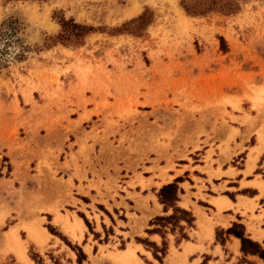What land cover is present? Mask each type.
Listing matches in <instances>:
<instances>
[{
	"label": "rangeland",
	"instance_id": "374dc122",
	"mask_svg": "<svg viewBox=\"0 0 264 264\" xmlns=\"http://www.w3.org/2000/svg\"><path fill=\"white\" fill-rule=\"evenodd\" d=\"M182 2L0 0L1 32L16 22L10 46L4 48L0 37V52H7L0 60V264H77L68 244L86 255L82 264H113L132 247L117 227L98 220L93 225L88 213L78 211L90 227L83 240L76 227V238L71 237L81 241L74 243L47 212L76 211L73 197L98 199L97 209L116 225L110 199L128 195L136 184L144 187L142 177L164 182L177 173L174 181L183 179L195 173L192 166L210 160L215 144L228 150L244 130L252 134L249 146L264 132V0L241 1L233 14L196 16L188 15ZM61 20L92 30L69 25L78 36L57 41ZM241 158L244 154L232 164L239 166L235 161ZM85 174L97 189L92 196L80 195ZM156 188L146 192L157 197ZM113 213L126 221L120 210ZM47 226L60 242L39 253L47 242L41 228L49 232ZM32 228L42 235L38 241L29 236ZM14 229L17 239L8 237ZM178 239V231H167L161 263L155 249L142 243L154 258L146 264L243 259L230 253L226 238L220 255L193 254L194 248ZM188 241L194 242L190 236ZM18 245L28 261L19 258Z\"/></svg>",
	"mask_w": 264,
	"mask_h": 264
},
{
	"label": "crops",
	"instance_id": "0c3cea01",
	"mask_svg": "<svg viewBox=\"0 0 264 264\" xmlns=\"http://www.w3.org/2000/svg\"><path fill=\"white\" fill-rule=\"evenodd\" d=\"M240 134V136L234 135L233 139L229 141L228 150L221 152L216 149L218 145L215 144V148H213L214 155H211L210 160L202 159L200 164L192 166L195 173L188 174L177 183L182 190L177 205L191 212L195 218L194 226L186 229L192 231L187 232V235L194 242L184 240V243H188L194 248L193 254H203L209 250L215 255H220L222 246L216 245L215 229L225 231L234 223L242 225L245 229V235L261 244L264 249V132L260 136L255 135L254 144L249 146H247V143L250 141L252 134L247 135L244 130H241ZM242 154H244V158H241L242 162L235 161V164L239 166L232 164L234 158H238ZM202 157L205 158V155ZM85 176L88 181L82 182L83 192L80 195L83 197L88 196V194L92 196V194H95L94 192H97V189L94 184H91L89 175L85 174ZM169 176L170 179L164 182L156 181L155 176L151 180L150 177H142L145 180L144 187L141 184H136L133 189L126 190L128 195H119L121 198L114 197L110 199L114 200L112 204H109L112 207L111 213L116 225L112 223V220L106 214L97 209L96 204L100 203L98 199L83 201L77 197H73L70 203L77 208L76 211L47 212L51 215L50 222L52 225L57 226L60 232L71 237L72 235L68 230L70 226H67L66 219L69 223L76 220L77 223L74 225L78 224L79 227H77L80 230L82 229L81 240H83L86 239L88 229L77 212L84 211L88 213L90 222L93 225H96L98 220L107 226L112 224V226L119 229L118 233L125 234L126 245L131 244L132 247L136 248L135 250L131 247L142 263L146 264V261H154L151 251L146 249L136 238L145 237L156 246L162 244V237L158 233L148 234L146 232V230L153 228L149 226L150 220L164 215L163 207L158 202L155 193L146 191L155 187L158 190L164 185L173 183L175 178L180 177V174L173 173ZM106 209L108 208L106 207ZM113 209L120 210L126 221L119 220L113 213ZM99 228L101 229V224ZM120 228L123 230H120ZM41 229L44 230L47 242L42 251L38 249L39 253H43L47 247L52 246L51 244L55 240L60 242V239L50 234L47 229ZM75 232L76 229L73 238H76ZM77 236H79L78 233ZM224 237H226V245L231 249L230 253L242 255L239 239L232 235H224ZM73 238L71 237L74 243L81 241ZM86 246L91 248L90 245L85 244L83 248L85 249ZM84 251L87 253L86 250ZM139 254L144 259L140 258ZM190 255L192 253L187 257ZM248 257L257 258L254 256Z\"/></svg>",
	"mask_w": 264,
	"mask_h": 264
},
{
	"label": "trees",
	"instance_id": "16d2710c",
	"mask_svg": "<svg viewBox=\"0 0 264 264\" xmlns=\"http://www.w3.org/2000/svg\"><path fill=\"white\" fill-rule=\"evenodd\" d=\"M245 0H183L182 2V8L188 15L196 16V15H205L210 12H220L223 14H233L236 13L240 9V2ZM140 21L144 22V17L139 18ZM14 25H16V22H9L8 23V30L5 32H1L0 30V37H3L2 40L6 41L4 42V48L7 46H10L13 42L11 39L14 37ZM60 25L62 27V32L58 37L56 38L57 41L61 42H71L73 37H77V34H74L72 31H69L67 28L69 25H72L73 28H78L80 30H83L86 32L92 30L90 27L86 26H80L77 24H74L70 21H60ZM72 32V33H71ZM48 41H51L47 45H53L54 41L51 40V38H48ZM7 52L5 50L0 52V60L1 56L3 54H6ZM179 180H175L173 183L164 185L160 188V190L157 193L158 202L163 207V213L162 216H157L150 220L149 226H152L153 228L151 230H146L148 234L150 233H158L162 237V248H158L155 246V244L148 242V241H142L141 239L137 238L136 240L138 242L143 243L146 246L153 247L155 251L153 252L154 258L158 262H162L163 258L166 255L167 250V244L165 241V234L167 231L170 233H175L178 231L179 233V239L178 240H188V236L185 233L186 228H192L194 226L195 218L192 215L191 212L179 207L177 205L179 201V194L182 193V190L178 187L177 183ZM106 214L107 212L104 211ZM168 212H170L168 214ZM79 216L84 220L86 226L89 228V223L86 220V218L79 214ZM50 233L53 235H56L53 233V228L51 226H47ZM229 236L232 235L235 238L239 239L240 241V251L243 255V259L240 261V264H248L246 257L248 256H254L264 261V249L258 242H255L248 238L245 235V229L242 225L234 223L230 228L227 230H218L216 231V241L221 244V246L225 245V238L223 236ZM73 251H76L77 254V264H82L84 261H86L87 257L82 252L80 248L77 246H72L71 244H68ZM35 260V258H33ZM37 264H41L39 261H37ZM53 264H60L54 262Z\"/></svg>",
	"mask_w": 264,
	"mask_h": 264
},
{
	"label": "bare ground",
	"instance_id": "6f19581e",
	"mask_svg": "<svg viewBox=\"0 0 264 264\" xmlns=\"http://www.w3.org/2000/svg\"><path fill=\"white\" fill-rule=\"evenodd\" d=\"M77 226H78V224L77 225H70V228H68L72 237H74V231H75V228ZM17 235H18V229H14L8 234V237L13 238V239H15V238L17 239L18 238ZM29 236L31 239L37 240V241H38V239L42 238V235H41L40 231L38 230V228H32L29 232ZM16 248H17V253H18L19 258L23 261H28V258L26 256V252H25L26 251L25 247L18 245ZM187 250H189V249H187ZM113 260H114L113 264H138L137 263L138 260L136 258L135 251L132 248L127 249L126 251L123 252V254L116 256L115 259H113Z\"/></svg>",
	"mask_w": 264,
	"mask_h": 264
}]
</instances>
